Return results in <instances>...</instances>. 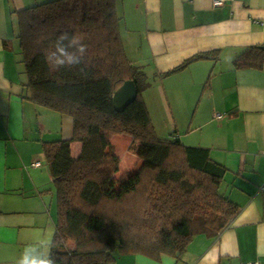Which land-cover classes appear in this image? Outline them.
Listing matches in <instances>:
<instances>
[{"label": "crops", "instance_id": "obj_1", "mask_svg": "<svg viewBox=\"0 0 264 264\" xmlns=\"http://www.w3.org/2000/svg\"><path fill=\"white\" fill-rule=\"evenodd\" d=\"M38 1L0 0V264H17L29 245L51 253L57 191L43 145L74 135L70 116L25 98L16 12ZM214 1L118 0L117 11L129 35L121 33L126 55L148 76L143 100L156 132L157 113L168 121L163 139L209 150L226 169L221 194L240 211L217 237L196 236L180 259L116 254L111 264H264V65L233 64L247 47L264 45V0H225L218 7ZM214 50L221 51L218 61L157 77ZM112 143L120 158L117 176L133 170L140 159L130 150L132 138L117 135ZM72 150L78 157L81 144Z\"/></svg>", "mask_w": 264, "mask_h": 264}, {"label": "trees", "instance_id": "obj_2", "mask_svg": "<svg viewBox=\"0 0 264 264\" xmlns=\"http://www.w3.org/2000/svg\"><path fill=\"white\" fill-rule=\"evenodd\" d=\"M117 1L53 0L16 12L25 98L70 116L74 125L72 139L43 145L57 191L56 264H111L116 254L180 259L196 236L217 237L240 211L221 194L226 169L209 150L156 133L143 100L148 76L126 55ZM65 33L87 50L79 67L57 70L46 55ZM262 46L247 47L234 67L262 69ZM220 55L197 53L157 77ZM126 81L135 82L138 97L117 112L113 96ZM124 134L132 137L130 150L141 163L117 176L112 137ZM74 143L81 144L78 157Z\"/></svg>", "mask_w": 264, "mask_h": 264}, {"label": "clouds", "instance_id": "obj_3", "mask_svg": "<svg viewBox=\"0 0 264 264\" xmlns=\"http://www.w3.org/2000/svg\"><path fill=\"white\" fill-rule=\"evenodd\" d=\"M70 48L74 51H69ZM54 49L46 55V60L58 70L63 67H79L83 63L87 46L75 36L69 38L65 33L57 38ZM17 264H56V261L51 253L44 255L40 253L37 245H29L24 249Z\"/></svg>", "mask_w": 264, "mask_h": 264}, {"label": "water", "instance_id": "obj_4", "mask_svg": "<svg viewBox=\"0 0 264 264\" xmlns=\"http://www.w3.org/2000/svg\"><path fill=\"white\" fill-rule=\"evenodd\" d=\"M264 50V45L261 47ZM138 89L134 81H126L113 96L114 108L117 112L125 109L137 100Z\"/></svg>", "mask_w": 264, "mask_h": 264}, {"label": "rangeland", "instance_id": "obj_5", "mask_svg": "<svg viewBox=\"0 0 264 264\" xmlns=\"http://www.w3.org/2000/svg\"><path fill=\"white\" fill-rule=\"evenodd\" d=\"M49 1H53V0H39L38 2H39V4H42V3H46V2H49ZM122 30L123 31H121V33L123 34V36L125 37V36H129V35H127L126 34V32H125V27H124V23H122ZM146 90H144L143 91V93L145 92ZM145 94V93H144ZM153 100H154V104L156 105L154 108L156 109V110H159L160 109V105H159V100H158V98H153ZM161 109H162V107H161ZM172 123V122H171ZM155 125H156V127L158 128L157 130H158V136L159 137H163V138H166L165 137V134L166 133H168L169 131H168V121H164V119H162V116H161V118H160V116L156 113V122H155ZM172 125V124H171ZM173 126V125H172ZM125 135V134H124ZM132 138V137H131ZM132 143H133V139H132ZM125 145L127 146V144L125 143ZM141 162V161H140ZM140 162H139V164L138 165H136V167L133 169V170H129V171H132V172H134V171H136V170H138V168H139V165H140ZM125 165V164H124ZM126 165H130V163L129 162H127V164ZM128 170H125V171H123L122 172V174L123 173H125V172H129Z\"/></svg>", "mask_w": 264, "mask_h": 264}, {"label": "built area", "instance_id": "obj_6", "mask_svg": "<svg viewBox=\"0 0 264 264\" xmlns=\"http://www.w3.org/2000/svg\"><path fill=\"white\" fill-rule=\"evenodd\" d=\"M225 3V0H215L214 1V6H222ZM216 119H221L222 118V114L221 113H216L215 115ZM34 166H39L40 162H36L33 164ZM243 264H259V262L256 261H252V262H247V263H243Z\"/></svg>", "mask_w": 264, "mask_h": 264}]
</instances>
